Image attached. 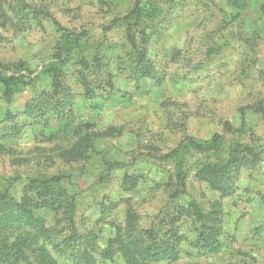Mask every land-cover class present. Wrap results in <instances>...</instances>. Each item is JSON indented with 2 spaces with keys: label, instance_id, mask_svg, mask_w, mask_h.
I'll return each instance as SVG.
<instances>
[{
  "label": "rangeland",
  "instance_id": "374dc122",
  "mask_svg": "<svg viewBox=\"0 0 264 264\" xmlns=\"http://www.w3.org/2000/svg\"><path fill=\"white\" fill-rule=\"evenodd\" d=\"M7 205L54 264H264V0H0Z\"/></svg>",
  "mask_w": 264,
  "mask_h": 264
},
{
  "label": "trees",
  "instance_id": "16d2710c",
  "mask_svg": "<svg viewBox=\"0 0 264 264\" xmlns=\"http://www.w3.org/2000/svg\"><path fill=\"white\" fill-rule=\"evenodd\" d=\"M41 206L47 207V204L43 202ZM26 208L27 207H25V205L18 207H16V205H7V207H0V212L3 213V215L0 217V236L3 230L7 228L6 226L9 225L12 221L27 222L33 229L39 232L41 220L34 217L33 214ZM28 252L34 253L35 260L38 262V264H54L51 257L45 252L42 246L38 245L35 242V237L31 235L20 237L13 244L5 243L0 245V263H4L7 261L18 263L27 258L26 255ZM142 252L144 254H148L147 249L142 250ZM84 258L87 261L89 260L88 256H84Z\"/></svg>",
  "mask_w": 264,
  "mask_h": 264
}]
</instances>
